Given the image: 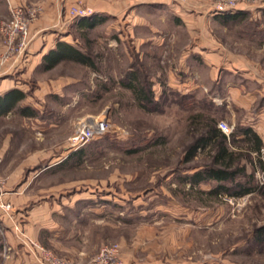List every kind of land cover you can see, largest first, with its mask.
Instances as JSON below:
<instances>
[{
  "label": "rangeland",
  "instance_id": "374dc122",
  "mask_svg": "<svg viewBox=\"0 0 264 264\" xmlns=\"http://www.w3.org/2000/svg\"><path fill=\"white\" fill-rule=\"evenodd\" d=\"M249 4L253 14L244 20L226 24L207 17L192 36L165 23L162 30L174 38L162 46L150 43L152 31L145 26L128 31L122 22L80 30V44L96 68L63 62L28 75L31 90L45 79L58 93L42 96V134L19 135L22 148L9 151L13 165L29 152L46 154L25 186L32 203L44 200L63 209L62 216L53 214L57 236L44 232L39 238L45 248L79 263L116 245L124 264H264V240L255 239L264 228V163L253 154L249 170L262 186L240 197L209 195L215 181L191 186L183 180L213 153L197 150L184 160L200 132L199 114L217 118V126L225 123L230 130H220L227 135L239 123L264 122V0ZM148 18L162 25L155 13ZM194 41L216 53L180 63V51ZM134 63L151 84L156 109L139 106L121 83ZM97 119H105L108 130L82 146L83 156L39 171L69 151L78 125ZM262 122L257 131L264 137ZM91 191L92 198L78 199Z\"/></svg>",
  "mask_w": 264,
  "mask_h": 264
},
{
  "label": "crops",
  "instance_id": "0c3cea01",
  "mask_svg": "<svg viewBox=\"0 0 264 264\" xmlns=\"http://www.w3.org/2000/svg\"><path fill=\"white\" fill-rule=\"evenodd\" d=\"M8 1L11 4H31L36 1L39 2L42 11L39 17L30 25V41L26 51L17 59L13 61L9 59L1 60L4 47L0 36V157L2 158L0 175L6 179L5 187L0 192V202L11 204L12 210L10 212L13 216L11 218L9 213L0 206V225L4 231L3 234L0 233V258L1 247L5 241L12 247V251L4 264H40L22 247L20 240L13 231V219L19 222L22 230L28 236L42 244L39 240L43 236L42 233L49 232L53 234L52 236H57L60 230L56 225L53 214L62 216L63 209H61L62 206H56L58 204L51 206L44 200L33 201L32 203V200H29L31 195L25 191L27 181L38 174V170L34 167L40 166L38 163L40 160L47 158L46 154L39 155L35 151L29 152L18 164L13 165L9 151L22 148L23 145L16 142L19 140L17 139L19 135L31 134L32 131L37 135L42 134L46 124V120L42 118V114H45L41 106L42 98L48 95L56 97L58 93L53 88L54 84L45 79L37 80L35 84L38 87L31 90L34 80H29L28 75L38 70L39 72L51 70L63 62L79 63L72 58H60L52 66H49L44 55L50 50H55L58 42L69 43L85 51V47L80 44L77 36V32L80 30L93 29L96 26L112 29L121 27L122 22L128 31L134 27L145 26L152 31L149 38L150 43L162 46L167 40H172L173 37L166 30H162L165 23L173 27H184L187 34L192 36L193 33H200L203 21L207 17L221 22L219 15L222 13H215L206 0H192V4L181 0H0V19L6 17L9 13ZM79 2L93 9L91 21L87 19L88 17L75 20L69 15L68 8L70 5ZM236 11L245 12L244 16L247 18L250 14H253V6L238 3L236 9L230 13L233 14ZM151 12L157 15V20H160L162 25L155 26L151 22V18H148ZM85 19L91 22L93 26L83 27L84 24L88 23ZM80 20L81 22H79ZM194 37L197 38L198 36L194 35ZM206 48H208L206 44L197 41L191 42L180 51L179 62L184 63L186 58L194 54L204 57L205 60L207 53L209 55L216 53L207 52ZM37 116L40 119H35ZM260 117L259 113L258 120L262 119ZM15 119L18 120V125L13 122ZM31 120H35V125L32 126ZM261 122L255 123L254 126L250 125L256 131H260L258 127H260ZM52 125L55 124H49V126ZM258 131L257 133L264 142V137ZM68 150L63 157L50 158L49 162L43 164L42 169L39 171H44L62 163V160L73 151L71 148ZM26 168L29 172L25 174ZM32 171L37 172L33 173ZM92 196L93 193L78 199H88ZM55 202L57 203V201ZM121 264H124L123 259Z\"/></svg>",
  "mask_w": 264,
  "mask_h": 264
},
{
  "label": "trees",
  "instance_id": "16d2710c",
  "mask_svg": "<svg viewBox=\"0 0 264 264\" xmlns=\"http://www.w3.org/2000/svg\"><path fill=\"white\" fill-rule=\"evenodd\" d=\"M244 15L245 12L236 11L233 14L222 13L219 18L222 23L228 24L244 20ZM87 19L91 21V16ZM90 26H93L91 22L83 25V27ZM137 57L135 62H137ZM44 58H46L49 66H52L60 58H72L79 63L96 68L88 51H82L65 42H58L56 49L50 50L44 55ZM121 83L133 92L139 106L146 109H156L158 101L154 98L151 84L147 81L139 64L134 63L131 65L123 79H121ZM198 118L201 122L200 132L193 137L192 143L184 151V160H191L197 150H213V153L207 164L193 173L183 176V180L188 181L191 186L200 182L215 181V185L206 192L215 197L221 196V194L240 197L258 191L262 185L256 182L253 168L249 170V164L253 165L252 156L254 155L262 164L260 155L264 142H262L257 131L251 125L239 123L227 135L216 125L217 118L204 117L202 114H199ZM84 152L83 147L73 150L62 162L71 161L75 158L79 159ZM259 231L255 239L261 242L264 240V228Z\"/></svg>",
  "mask_w": 264,
  "mask_h": 264
},
{
  "label": "built area",
  "instance_id": "2783aa9c",
  "mask_svg": "<svg viewBox=\"0 0 264 264\" xmlns=\"http://www.w3.org/2000/svg\"><path fill=\"white\" fill-rule=\"evenodd\" d=\"M215 13H230L236 9L238 3L249 4L253 0H207ZM9 13L6 18L0 20V36L4 51L1 60H15L22 55L30 41V25L39 17L42 8L36 4H11L8 1ZM93 9L81 2L68 8L69 15L75 20L89 17L93 14ZM218 127L224 132H228L229 127L218 122ZM108 130L105 119L90 120L78 125L72 135L68 138L69 148L76 150L92 139L102 136ZM262 150V149H261ZM261 161L264 163V153L261 151ZM2 158L0 157V164ZM6 179L0 176V192L4 189ZM0 206L11 214L12 206L10 203L0 202ZM13 231L20 240L22 247L28 251L40 264H121L119 248L116 245L105 246L83 263L74 262L68 258L57 256L53 251L45 248L37 240L28 236L21 228L18 221L13 219ZM3 227L0 225V233L3 234ZM12 247L5 241L1 247V262L9 258Z\"/></svg>",
  "mask_w": 264,
  "mask_h": 264
}]
</instances>
